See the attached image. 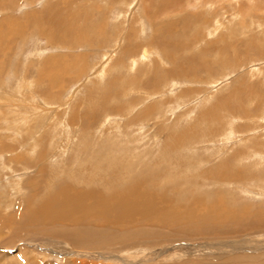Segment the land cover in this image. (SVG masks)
I'll use <instances>...</instances> for the list:
<instances>
[{"label": "rangeland", "instance_id": "1", "mask_svg": "<svg viewBox=\"0 0 264 264\" xmlns=\"http://www.w3.org/2000/svg\"><path fill=\"white\" fill-rule=\"evenodd\" d=\"M166 134L219 147L211 165L228 155L236 172L253 179L256 171L259 189L229 180L195 187L209 193L207 204L221 190L223 207L237 210H221L207 228L123 233L29 223L26 206L70 169L97 173L95 161L84 162L95 155L142 165L136 149L163 151ZM257 216L264 218V0H0V264H264Z\"/></svg>", "mask_w": 264, "mask_h": 264}, {"label": "bare ground", "instance_id": "2", "mask_svg": "<svg viewBox=\"0 0 264 264\" xmlns=\"http://www.w3.org/2000/svg\"><path fill=\"white\" fill-rule=\"evenodd\" d=\"M75 33L80 34V30L75 31ZM164 138L168 139V142H166L164 147H160L163 151H156L153 153V148L151 149V146H145L144 144L141 150L136 149V152L140 155H142L143 152L142 165H132L130 160L131 157H126L125 159L122 156L121 158L119 157V159L114 160L112 156L115 154L114 152L109 153L107 156L112 157H106V160L102 157H100L102 158L100 160L98 157L96 158V155L93 159H91V157L87 158L84 162L90 164L92 161H95L93 164H90V166L93 165L94 167H99L98 169L96 168L97 173L94 172L95 174H90V172L86 171L85 168H83L84 166L82 167L80 164L75 172L70 169V172L72 173L70 178L72 179H65L63 177V182L58 180L54 189L50 186L47 188L45 187L46 189L41 193L40 197L35 199L37 202L32 206H26L29 209L27 210L29 223L37 222L39 224H45L49 222L50 224L55 225V223L62 224L71 221L72 225L78 226L76 228L80 229L79 226H81V231H89V226H91L95 229H107V231L115 230L118 232L123 231V233L124 231L127 232L129 229H138V226L141 225L142 227H144V225L160 227L162 224L165 226H174L183 223L190 225L193 228L197 223H203L205 224L203 227L207 228L213 218H216L217 220L220 219L222 216L220 214L222 213L221 210H223L224 213H234L237 212V210L223 207V203H220L219 201V199H222L219 198L221 190H211L210 196L213 198L210 199L211 203L207 204V200L204 198L209 196V193L197 194L195 192V187H198L201 184H207L209 187L211 185H217V187L220 188L221 185L226 184L229 180L235 182L237 185L240 184L238 185L239 187H247L251 183L255 184L256 188L259 189L256 181H253L260 179L258 178L259 176H257L256 171L252 172L253 174L251 175L249 174L250 177L253 175L255 176L252 177L253 179L249 178L247 174L244 175L241 172H236V170L227 163L228 161L225 162L228 155H226L224 159H221L220 163L217 162L216 164L211 165L210 155L211 157L214 155L221 156V149H219V147L211 149V145L204 144L205 141L201 140V142H199L196 139V141H193L192 139L190 141L185 140V142H182L183 139L180 135L173 136L171 134H166L164 135ZM186 139H190V136L188 135ZM90 142H92V140H87L83 144L89 146ZM121 142L123 143V140ZM195 145L206 148H204L203 152ZM121 148L122 147H117L114 151L117 152V150L119 151ZM253 150V155L256 156V149L254 148ZM205 153H208V155ZM188 157H192L195 161L187 162ZM67 163H70V161ZM148 163L150 165L147 166ZM244 166H246V164ZM85 167L87 168L88 164ZM135 167H138V169H135ZM88 170L90 171V169ZM193 172L194 175H192ZM76 184H78V186ZM253 188L256 189L254 186ZM247 215L248 212L245 213V216ZM226 218L227 219L225 220L227 221L230 218V215H227ZM234 218V216H231L230 221L232 222ZM258 218L260 219V217ZM254 221L255 220H253V222ZM260 221V224L264 223V218H261ZM213 222L214 221H212V224ZM68 224L71 225L70 223ZM250 225L252 226V224ZM220 227H222V224L217 228ZM262 227L264 228V226ZM79 229L78 232H80ZM211 229L208 230L211 231ZM92 230L93 229H91L90 233L93 232ZM105 232L106 231L104 230V232L101 233L104 234ZM82 233L86 234V232ZM51 235H53V232ZM65 236H63V238ZM85 236L88 238L90 235L88 236L86 234ZM107 236L105 239H107ZM88 239H90V237ZM111 241L112 240H109V242Z\"/></svg>", "mask_w": 264, "mask_h": 264}]
</instances>
